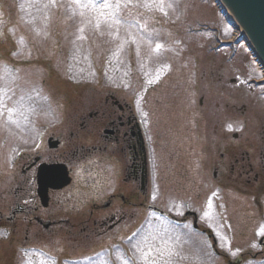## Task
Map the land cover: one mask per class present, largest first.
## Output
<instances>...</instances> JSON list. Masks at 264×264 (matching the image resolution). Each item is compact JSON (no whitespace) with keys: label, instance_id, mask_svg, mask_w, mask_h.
Segmentation results:
<instances>
[{"label":"rangeland","instance_id":"1","mask_svg":"<svg viewBox=\"0 0 264 264\" xmlns=\"http://www.w3.org/2000/svg\"><path fill=\"white\" fill-rule=\"evenodd\" d=\"M104 3L0 0V264H227L237 258L238 264H264V180L253 187L251 176L241 175L247 163L259 168L264 84L256 80L263 72L241 38L232 50L224 42L216 47L214 32L225 41L234 27L212 0ZM69 75L77 87L62 81ZM33 78L41 83L36 96L29 93L38 87H26ZM126 85H141L143 129L149 146L158 148L155 184L143 209L121 204L119 197L130 192L128 185L117 189L122 158L97 151L74 160L70 186L51 191L48 207L38 210L42 223L10 214L13 204L28 206L19 191L27 176L18 150L39 158L31 169L33 190L36 165L55 153L32 150L35 136H58L59 120H68L74 106L92 103L93 111L103 104L102 88ZM194 145L200 157L222 154L218 184L208 168L201 170L205 186L196 183ZM19 173L20 185L12 182ZM252 194L258 209L250 205ZM184 199L214 242L147 208L154 203L178 217ZM111 214L118 219L99 222Z\"/></svg>","mask_w":264,"mask_h":264},{"label":"flooded vegetation","instance_id":"2","mask_svg":"<svg viewBox=\"0 0 264 264\" xmlns=\"http://www.w3.org/2000/svg\"><path fill=\"white\" fill-rule=\"evenodd\" d=\"M74 107L73 114L67 120V136H64V138L58 136V147L55 149L53 157H50V161L56 159L58 162L71 166L75 159H84L97 151L102 152L105 158L111 155L114 157L120 156L122 158L119 171L120 187H123L124 190L123 185H128L130 191L125 198L119 197L121 204L123 207H141L143 194L149 190L150 186L155 184V172L159 167L156 154L157 145L149 146V141L143 129L141 101L137 97L127 96V91H124L123 94H104L103 104L97 105L93 111L92 104ZM261 135L262 133L259 134V142L255 146L257 152L255 157H257L259 168L247 163L248 169L245 171L244 166H241V169H243L241 175L251 176V186L253 187L264 180V137ZM83 145L90 146L84 147ZM215 145L217 147L218 142ZM84 154L86 156L82 157ZM220 155L222 156V154ZM46 161L47 159L44 160V162ZM237 162L238 160L234 159V164L237 165ZM33 164H35L33 158L27 156L24 161L25 166H23V169L21 168V174H25L27 178L24 186L19 187V191L23 192V198L27 201L25 205L28 206H20L21 211L19 212H21L20 214H26L27 217H32L34 223L40 224L42 220L36 215L40 208H38L36 197L31 190ZM211 165L217 172L223 166L220 165V160H215ZM201 170H205L204 165L199 169V171ZM230 170H233L231 165ZM19 181H17L18 185H20ZM246 182L249 183L250 181L247 180ZM196 183L200 186L201 180H196ZM135 201L138 202L137 205H135ZM188 215L189 212H184L179 220L181 222L188 221ZM117 219L118 217L115 214L109 215V220L114 221ZM123 219L124 216H120L119 220L122 221ZM100 223L104 222L100 220Z\"/></svg>","mask_w":264,"mask_h":264},{"label":"water","instance_id":"3","mask_svg":"<svg viewBox=\"0 0 264 264\" xmlns=\"http://www.w3.org/2000/svg\"><path fill=\"white\" fill-rule=\"evenodd\" d=\"M238 24L246 33L248 39L253 45L259 61L264 66V0H221ZM223 8V6H222ZM229 20H233L230 13L223 8ZM234 21V20H233ZM234 27L240 31L242 29L233 22ZM246 39V36L245 38ZM41 175V173H40ZM68 180L65 178V173H59V180L56 181L58 187L65 185ZM43 183V182H42ZM39 183L38 194L44 192L46 184Z\"/></svg>","mask_w":264,"mask_h":264},{"label":"bare ground","instance_id":"4","mask_svg":"<svg viewBox=\"0 0 264 264\" xmlns=\"http://www.w3.org/2000/svg\"><path fill=\"white\" fill-rule=\"evenodd\" d=\"M220 9L223 12V14L225 15V17L228 18L227 15H226V13H225V11L222 8V6H220ZM240 38H242V40L245 41V44H246L247 41H246V39H244L245 38V35H244L243 31H240V30H238V29L235 28V33L232 35V37L229 38V40H225L224 42L227 43V44H234L237 40H240ZM218 39H219V37H218ZM219 41L220 42H223V40H220V39H219ZM258 63L259 62L256 59L254 66H255V68L261 70V72H263V73H262V76L259 79L256 80V82L257 83H263L264 84V69L262 71V68L258 65Z\"/></svg>","mask_w":264,"mask_h":264},{"label":"snow or ice","instance_id":"5","mask_svg":"<svg viewBox=\"0 0 264 264\" xmlns=\"http://www.w3.org/2000/svg\"><path fill=\"white\" fill-rule=\"evenodd\" d=\"M75 2L79 3V0H75ZM103 6H104V7H111L112 5H110V4L108 3V0H105V3H104ZM116 6L119 7V4H117ZM159 47H160V46L157 45V49H158Z\"/></svg>","mask_w":264,"mask_h":264}]
</instances>
